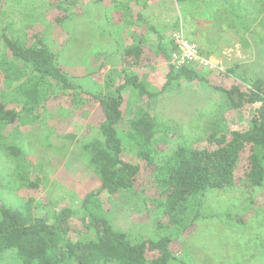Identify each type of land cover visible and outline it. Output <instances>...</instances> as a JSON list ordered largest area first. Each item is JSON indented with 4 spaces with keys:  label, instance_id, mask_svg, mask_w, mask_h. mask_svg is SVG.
<instances>
[{
    "label": "rangeland",
    "instance_id": "1",
    "mask_svg": "<svg viewBox=\"0 0 264 264\" xmlns=\"http://www.w3.org/2000/svg\"><path fill=\"white\" fill-rule=\"evenodd\" d=\"M73 1L76 5L65 17L63 11L37 0H1L0 50L3 33L29 41L37 37L55 53L61 70L86 91L114 94L125 76H136L149 91L156 92L169 71L168 62L156 54L158 36L169 50L172 38L179 34L218 68L202 71L206 82H174L150 103L149 113L172 129L158 148L169 154L179 145L204 148L207 134L222 121L232 129L247 127L254 109L229 108L214 87L228 89L241 79L248 84L264 77V0H145V7L134 0ZM235 2H240L242 12L246 10L249 32L242 31L229 12ZM134 44L145 50L144 66L125 68L120 54ZM245 82L241 83L246 87ZM3 88L6 85L0 81V90ZM129 88L122 93L125 123L146 107ZM101 117L98 105L80 109L68 100L55 102L43 125L17 136L16 143L24 148L34 168V178L41 182L39 190L30 195L33 206L42 204L54 212L63 207L78 211L82 199L99 188V177L88 165L83 143L98 136ZM120 136L124 140L122 160L139 165L142 172L135 191L102 200L104 217L131 241L157 240L163 235L157 229V211L140 185L146 162L137 157V148L121 132ZM246 154L235 169L237 185L207 192L199 210L202 217L174 238L170 247L174 264H264V182L243 189ZM5 172L0 155V184L6 181ZM13 191L4 192V198H26L23 192ZM0 264L18 262L14 253L6 252L0 255Z\"/></svg>",
    "mask_w": 264,
    "mask_h": 264
},
{
    "label": "trees",
    "instance_id": "2",
    "mask_svg": "<svg viewBox=\"0 0 264 264\" xmlns=\"http://www.w3.org/2000/svg\"><path fill=\"white\" fill-rule=\"evenodd\" d=\"M37 1L63 11L65 17L76 5L73 0ZM134 1L146 6L145 0ZM235 4L237 7H233ZM235 4H231L229 12L242 31L249 32L246 10L242 12L240 2ZM126 9L130 11L127 6ZM150 30L158 32L153 26ZM158 40L156 54L168 62L172 45L168 50L162 38L158 36ZM144 51L138 44L124 48L121 65L143 67ZM202 71L206 70L194 65L178 70L169 67L164 85L156 92L149 91L138 77L125 76L114 94L102 95L82 89L64 73L55 53L41 39L35 37L29 41L3 33L0 81L6 88L0 90V155L6 164V181L0 184V255L14 253L18 264H174L170 251L174 238L202 217L199 210L207 192L237 185L235 169L244 152L247 154L243 189L262 186L264 77L248 84L241 79L246 87L241 82H234L228 89L214 87L226 98L229 108L254 109L246 128H228L222 121L207 134L204 148L179 145L170 154L158 148L172 129L149 113L150 103L174 82H206ZM129 87L146 107L134 112L125 123L122 93ZM65 100L80 109L98 105L102 114L97 125L98 136L83 143L88 165L99 177L100 186L82 199L78 211L63 207L54 212L42 204L33 206L30 195L39 190L41 182L34 178V168L16 139L45 123L50 104ZM120 132L137 148V157L146 162L140 185L157 211V229L163 231L157 240L131 241L126 233L114 230L104 217L102 200L108 202L121 192L135 191L142 172L139 165L122 160L124 140ZM9 191L23 192L26 198H4V192Z\"/></svg>",
    "mask_w": 264,
    "mask_h": 264
},
{
    "label": "built area",
    "instance_id": "3",
    "mask_svg": "<svg viewBox=\"0 0 264 264\" xmlns=\"http://www.w3.org/2000/svg\"><path fill=\"white\" fill-rule=\"evenodd\" d=\"M169 67L178 70L184 66H196L201 70H216L217 64H214L210 58L201 54L199 48L177 34L172 38L171 52L168 58Z\"/></svg>",
    "mask_w": 264,
    "mask_h": 264
},
{
    "label": "crops",
    "instance_id": "4",
    "mask_svg": "<svg viewBox=\"0 0 264 264\" xmlns=\"http://www.w3.org/2000/svg\"><path fill=\"white\" fill-rule=\"evenodd\" d=\"M200 50V49H199ZM201 52V51H200ZM202 54V53H201ZM202 55H204V54H202ZM205 56V55H204Z\"/></svg>",
    "mask_w": 264,
    "mask_h": 264
}]
</instances>
